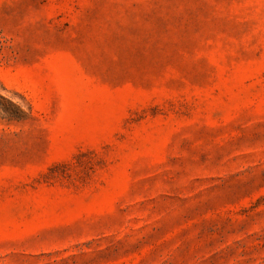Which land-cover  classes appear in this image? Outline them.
<instances>
[{
  "label": "rangeland",
  "instance_id": "rangeland-1",
  "mask_svg": "<svg viewBox=\"0 0 264 264\" xmlns=\"http://www.w3.org/2000/svg\"><path fill=\"white\" fill-rule=\"evenodd\" d=\"M0 264H264V0H0Z\"/></svg>",
  "mask_w": 264,
  "mask_h": 264
}]
</instances>
